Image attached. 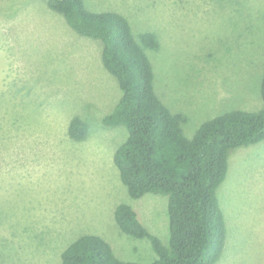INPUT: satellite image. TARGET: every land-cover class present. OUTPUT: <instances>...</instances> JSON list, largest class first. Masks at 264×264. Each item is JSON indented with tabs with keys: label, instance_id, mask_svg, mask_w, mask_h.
<instances>
[{
	"label": "rangeland",
	"instance_id": "374dc122",
	"mask_svg": "<svg viewBox=\"0 0 264 264\" xmlns=\"http://www.w3.org/2000/svg\"><path fill=\"white\" fill-rule=\"evenodd\" d=\"M123 13L134 34L155 33L147 50L154 89L191 137L207 119L263 106L264 0H84ZM98 39L81 36L45 0H0V264H60L82 234L105 239L123 260L150 262L147 238L114 219L128 203L167 245V196H129L113 155L126 136L102 117L121 95ZM89 127L72 139V116ZM226 238L214 264H264V140L228 151L216 189Z\"/></svg>",
	"mask_w": 264,
	"mask_h": 264
},
{
	"label": "trees",
	"instance_id": "16d2710c",
	"mask_svg": "<svg viewBox=\"0 0 264 264\" xmlns=\"http://www.w3.org/2000/svg\"><path fill=\"white\" fill-rule=\"evenodd\" d=\"M79 35L101 41V60L117 80L121 95L102 117L106 126L123 125L125 140L113 155L119 177L132 198L146 192L167 196L168 242L140 222L126 202L114 208L119 229L147 238L155 253L150 262L118 258L95 234H82L61 252L60 264H214L226 238L224 214L216 189L227 172L228 151L264 140V69L260 85L263 106L256 111L231 109L202 122L191 137L181 128L184 116L172 113L154 89L147 50L159 47L154 32L134 34L123 13L88 8L84 0H45ZM88 124L72 116L68 135L83 140Z\"/></svg>",
	"mask_w": 264,
	"mask_h": 264
}]
</instances>
